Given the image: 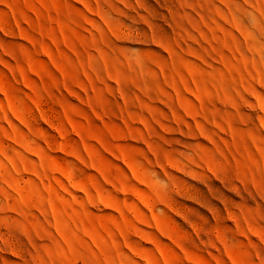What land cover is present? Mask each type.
<instances>
[{
  "label": "rangeland",
  "instance_id": "rangeland-1",
  "mask_svg": "<svg viewBox=\"0 0 264 264\" xmlns=\"http://www.w3.org/2000/svg\"><path fill=\"white\" fill-rule=\"evenodd\" d=\"M0 264H264V0H0Z\"/></svg>",
  "mask_w": 264,
  "mask_h": 264
}]
</instances>
